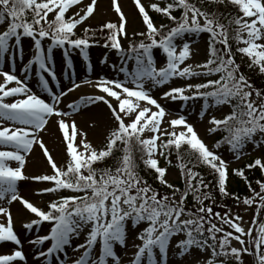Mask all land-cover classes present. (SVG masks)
Wrapping results in <instances>:
<instances>
[{
  "label": "snow or ice",
  "instance_id": "obj_1",
  "mask_svg": "<svg viewBox=\"0 0 264 264\" xmlns=\"http://www.w3.org/2000/svg\"><path fill=\"white\" fill-rule=\"evenodd\" d=\"M112 4L118 21L106 22L98 31L106 33L101 37L105 40L103 47L115 50L119 57L120 65L111 67L123 74V79L83 80L81 83L94 85L103 95L81 97L79 102L68 104L67 111L60 104L81 83L73 81L59 92L50 87L49 78L57 80L52 68L53 50H63L69 69L73 67L70 50H79L91 70L88 50L98 39L97 30L82 26L94 17L98 0H90L87 5L83 0H0V25H6V30L0 32V148L6 149L0 150V216L6 218V223L0 222V242L21 245L11 212V205L18 202L34 216L23 225L26 230L31 232L34 226L39 229L45 223L50 226L48 234H37L29 240L40 246L34 259L41 264H50L49 258H54L56 264H121L115 247L126 245L129 225L136 228L141 224L147 227L137 233L141 243L134 245L137 250L130 264H168L171 242L180 236L183 238L175 243L179 251L174 254L181 264H244V254L253 256L254 264H264V182H256L257 192L247 182L243 169L232 170L248 183L252 196L243 198L242 203L256 204L252 221L255 227L246 229L243 217L225 205H219L226 209L223 213L214 212L217 201L211 190L213 181L205 182L195 169L201 164L209 167L218 194L222 198L231 196L239 204L240 197L227 190L228 164L217 151L209 149L185 115L168 119L172 113L159 102L181 101L187 106L188 101L201 99V119L210 109L227 106L230 112L223 118L209 113V134L224 133L213 148L218 150L227 144L239 159L249 144L264 147V88L256 87L235 59L237 53L246 56L248 68H257L264 75V0H163L149 5L134 0L145 30H133L131 36L129 21L118 0H112ZM225 4L237 9L235 17H224L219 12V6ZM150 11L170 23L157 25ZM176 11L179 16L174 14ZM78 26L83 36L78 35ZM202 33L209 36L208 58L191 63L198 50L192 47L195 40L188 38ZM24 39L30 40L34 54L23 65L24 75L18 76L14 66L10 71L4 66L11 65L17 57L23 58ZM122 40L128 41L127 48ZM154 50L166 57L163 66L157 67ZM101 62L106 63L107 58ZM34 67L47 100L28 85ZM200 78H205L204 82H187ZM176 79L187 83L172 86ZM164 86H168L167 90L158 100L153 91ZM100 102L106 106L112 126L107 129L104 146L97 149L70 117L82 105ZM53 117L65 144V166L57 165L40 135L47 132ZM89 126L95 128L96 121ZM34 146L42 150L52 174H25L27 157ZM184 148L195 155V160L185 162ZM173 152L179 161L183 190L167 181V168L159 165L161 158L172 165ZM109 160L114 164L108 165ZM140 164L153 171L171 195L154 189L139 174ZM246 167L264 171V158ZM29 179L48 183L37 190L38 195L51 197L46 210L19 194V182ZM64 192L71 194H61ZM189 198L193 207L188 206ZM82 234L84 242L73 248L79 255L68 257L66 248ZM49 241L45 249L43 245ZM233 241L239 247L233 246ZM97 245L99 254L95 252ZM186 257L191 259L185 261ZM14 262H26L22 248L0 254V264Z\"/></svg>",
  "mask_w": 264,
  "mask_h": 264
},
{
  "label": "rangeland",
  "instance_id": "obj_2",
  "mask_svg": "<svg viewBox=\"0 0 264 264\" xmlns=\"http://www.w3.org/2000/svg\"><path fill=\"white\" fill-rule=\"evenodd\" d=\"M90 0H83V4L87 5ZM145 5H149L152 2H163V0H142ZM118 3L121 6L122 11L125 13L129 23H128V32L129 36L133 30L135 31H144L145 25L142 23V18L138 13V9L134 4V0H118ZM72 10H70L71 12ZM51 15V14H50ZM150 15L154 22L159 25L167 21L161 14H157L155 12L150 11ZM118 14L114 11L112 0H98V8L94 13L93 18H89L86 23L82 27L92 28L96 25L102 26L106 22H117ZM81 26H78L80 30L78 34L83 32ZM6 30V25H0V32ZM208 34L202 33L198 37H189L188 39L195 40V43L192 44V47L198 50V53L192 57L191 63H202L206 61L207 57V46H208ZM122 44L125 48L128 46L127 40H122ZM104 43L95 42L88 50L91 70H85L84 63L87 64L80 55L79 50L73 49L69 52V58L71 59L73 67L71 69L66 67V60L63 55L62 49H54L53 50V63L52 68L57 76V80H50V87L55 91L59 92L60 90H66L71 86L72 82L81 83L85 79H90L96 81L99 77H107L109 79L119 77L123 79V74L116 72L111 65L116 64L120 65L119 57L113 50L110 48L103 47ZM34 54V51L31 47V42L28 39L23 40V58L17 57L12 64H5L4 70L10 71L14 70L18 76H23V65L27 62V60ZM154 60L157 64V67L163 66L166 63V57L162 52L154 50L153 52ZM107 58L106 63H102L101 61ZM245 58V57H243ZM129 66H131V61L129 62ZM243 69H241L242 71ZM243 72V71H242ZM30 79L28 80V85L33 89L34 92L39 94L42 98L48 99V94L41 90L39 85V77L35 74V67L33 72L29 73ZM212 79H216L218 77H211ZM205 78L193 79L191 81H187L190 83H199L204 82ZM251 81V79L249 78ZM2 77H0V83H2ZM184 80L176 79L173 81L172 86H180L187 83ZM254 84V83H253ZM255 85V84H254ZM257 87V85H255ZM168 86H164L162 88L155 89L153 91V96L159 100L160 95L163 91L167 90ZM191 94V93H186ZM94 95H103L100 93L98 88L94 85H88L81 83V87L75 89L73 92L69 93L66 97L63 98V102L60 104V108L70 111L67 109V105L73 102H79L81 97L94 96ZM159 102L166 107V109L172 113V116L167 117L168 119L175 118V116L183 114L187 117L189 123H191L195 130L197 131L199 137L205 142V144L209 147V149L217 151L219 155L227 162L229 173L232 172L233 169H237L241 164L248 160H255L257 158H264V147L254 148L253 145H247L245 149V154L242 155L239 159H236L235 154L229 151V146L226 144L222 145L221 148L214 149L213 146L218 141L220 132H216L214 134H209L207 129L210 127L208 121L210 119V114H214L217 118H223L224 115L228 114L230 108L227 106H223L219 110H209V113H206L203 119L199 117V112L201 111V107L203 101L201 99L190 100L187 102V106L183 105L181 101H164L159 100ZM70 119H74L82 131L87 133V140L91 142L93 146L97 149H100L105 144V134L107 129L112 126V120L109 115V112L106 106L100 102L94 105L89 106H81V110L78 113H73ZM96 121L97 126L95 128H91L89 125L91 121ZM180 129L178 128L177 131ZM46 144V146L50 149L51 154L53 155L55 162L58 166H65L68 157L65 151V144L61 141V132L58 130L56 124V118L53 117L47 132L40 134ZM0 150H6L0 148ZM159 165L166 167V179L169 183L174 184L179 179H181L180 169L166 165L163 162V158L159 160ZM12 166H15V163L12 162ZM24 172L27 176L32 177L41 174H52L51 166L47 163L46 158L42 155V150L38 146H34L33 150L27 157V163L24 169ZM262 173L264 171L261 170ZM49 186L47 182H38L34 180H25L21 181L18 184V191L21 196L28 199L30 202L34 203L38 207L45 209L47 208V204L49 203L51 197L48 194L38 195L37 190L43 187ZM229 187H235V183L231 180L227 182V189ZM259 191V188L257 192ZM63 195H70L71 193L64 192L61 193ZM222 201V200H221ZM220 200L217 201V204ZM221 205H223L221 203ZM229 209L232 210L233 213H238L243 217L242 226L246 229L252 225V221L256 215V204L252 206L244 205L243 203L231 206ZM226 209L221 207L218 211L223 213ZM11 212L13 217V225L14 231L17 233L18 238L21 241V245H15L12 242H0V254L4 251V254H11L14 250H20L22 248L23 252L26 255V262H18V264H41L40 261H37L34 258L37 249L40 247L39 245H32L29 243V240L33 239L37 234L46 235L49 232L50 226L45 223L39 227V229L34 226L33 230L29 232L26 230L23 225L30 221L34 216L28 213L22 205L18 202H14L11 205ZM0 222L6 223V218L0 216ZM147 227L146 224H141L136 228H132L129 225L127 232L126 245L124 247H120L117 245L115 247L116 253L121 258V264H130L131 259L134 256L135 251L137 250L134 245L140 244L141 241L138 240L137 233L142 229ZM227 229V226H225ZM230 230V229H227ZM183 238L182 236L173 238L171 242V246L169 248L167 262L168 264H181V261L177 259L175 252H178V249H175V243L177 239ZM85 240V234H82L78 238H74L72 241V245L66 248V253L68 257L78 256L79 253H74L73 248L76 245L83 243ZM50 241L46 242L43 247L46 249L50 245ZM233 246L239 247L238 242L233 241ZM83 250H81L82 252ZM100 248L99 245L96 246L95 252L99 254ZM61 258L64 257V254H60ZM30 257L32 260H30ZM190 257H186L185 261L190 260ZM244 264H254V258L251 255L244 254L243 255ZM50 264H56V260L54 258H49ZM17 264V262H14Z\"/></svg>",
  "mask_w": 264,
  "mask_h": 264
},
{
  "label": "trees",
  "instance_id": "obj_3",
  "mask_svg": "<svg viewBox=\"0 0 264 264\" xmlns=\"http://www.w3.org/2000/svg\"><path fill=\"white\" fill-rule=\"evenodd\" d=\"M194 2H199V0H194ZM217 6L213 5V8H216ZM219 12L223 14L224 17H229V18H233L237 15V9L230 5V4H225V5H221L218 8ZM175 15L179 16V11L174 12ZM170 22L167 20L164 22V24H169ZM100 28V26L96 25L92 28H89L91 30H97L95 35L98 38L96 42H102L105 43V40L103 38H101L103 35H106V33L102 34L98 31V29ZM92 33L90 32L89 35H91ZM80 36H83V32L81 34H78ZM140 39V37H136V40L138 41ZM232 47L233 50H235L236 48V44L234 42H232ZM245 57V58H243ZM236 62L241 64V69H243L242 71L244 72V74L251 79V82L254 83L255 85H257L258 88H264V75L260 74L257 68H248V58L246 56H243L242 54L237 53L235 56ZM224 135L223 132H221V137H219L218 140H220L222 138V136ZM182 154L184 156V160L185 162H187L188 160H195V155L190 153L189 150L187 148L182 149ZM170 159L172 160V165L169 166H173V167H177V165L179 164V161L177 160L176 154L175 152H173L172 156L170 157ZM255 160L251 159L248 160L246 162H244L243 164H241L237 169H243L245 176L247 177V182H251V186L253 189H255L256 191L259 188V185L256 183L258 180L261 182H264V173L261 172V169L259 167H255V168H247L246 165L253 163ZM163 162L167 164V162L163 159ZM114 161L113 160H109L108 161V165H113ZM190 166V165H189ZM196 171H199L205 178V182L208 181H213V185L211 186V190L213 191V194L215 195L216 201L220 200V202L217 205L213 206V210L218 211V209L221 207L219 205H221V203L225 206H227V208H230L231 206L234 205H238L237 201L235 199H233L231 196L230 197H226V198H222L219 194L218 191L215 188V177L213 175L212 170L205 166V165H198V167L195 169ZM139 174L148 181V183L150 185L153 186L154 189H157L161 192V194L163 193H168L169 195H171V190L168 189L166 186L159 184V182L156 180L155 178V173L147 168H145L143 166V164H140L139 166ZM228 180H231L232 182L235 183V187H229L228 186V192L231 194H235L236 196H239L241 199V203L243 198L245 197H251L252 193L249 190L248 187V183L245 181V179L236 176L233 174V172L229 173V177ZM174 186L180 188L183 190L184 188V183L182 178L179 179V181H177L176 183L173 184ZM179 194H177V198H178ZM222 200V201H221ZM193 203L191 201V198H189L188 201V206L189 207H193ZM206 203H210V201H206ZM239 203V204H241ZM225 209V208H224ZM221 212V211H219Z\"/></svg>",
  "mask_w": 264,
  "mask_h": 264
},
{
  "label": "bare ground",
  "instance_id": "obj_4",
  "mask_svg": "<svg viewBox=\"0 0 264 264\" xmlns=\"http://www.w3.org/2000/svg\"><path fill=\"white\" fill-rule=\"evenodd\" d=\"M1 254H4V251H3ZM32 259H34V258L32 257ZM32 259H31V257H30V260H32Z\"/></svg>",
  "mask_w": 264,
  "mask_h": 264
}]
</instances>
